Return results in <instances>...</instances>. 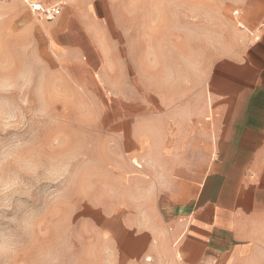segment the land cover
<instances>
[{
  "label": "rangeland",
  "instance_id": "1",
  "mask_svg": "<svg viewBox=\"0 0 264 264\" xmlns=\"http://www.w3.org/2000/svg\"><path fill=\"white\" fill-rule=\"evenodd\" d=\"M92 2L0 0V264H127L110 217L153 211V140L167 164L211 162L208 72L254 38L249 0H98L100 71L59 33ZM258 247L264 264V225Z\"/></svg>",
  "mask_w": 264,
  "mask_h": 264
},
{
  "label": "crops",
  "instance_id": "2",
  "mask_svg": "<svg viewBox=\"0 0 264 264\" xmlns=\"http://www.w3.org/2000/svg\"><path fill=\"white\" fill-rule=\"evenodd\" d=\"M97 4L85 14L66 12L59 33L71 53L101 71L110 51L96 33ZM243 20L254 38L241 53L216 59L207 75L216 119L211 162L167 164L173 152L153 140L149 157L159 159L152 169L153 211L110 217L122 232L127 264H257L264 225V0H249ZM143 136H134L137 147ZM136 151L145 156V149Z\"/></svg>",
  "mask_w": 264,
  "mask_h": 264
},
{
  "label": "built area",
  "instance_id": "3",
  "mask_svg": "<svg viewBox=\"0 0 264 264\" xmlns=\"http://www.w3.org/2000/svg\"><path fill=\"white\" fill-rule=\"evenodd\" d=\"M28 6L30 11L39 19H43L46 21H52L56 19L60 13L61 8L58 4H52V5H46L42 4L40 2H28ZM234 14H237L238 11H234ZM240 25V23H238ZM147 260L150 259V257L146 258Z\"/></svg>",
  "mask_w": 264,
  "mask_h": 264
}]
</instances>
